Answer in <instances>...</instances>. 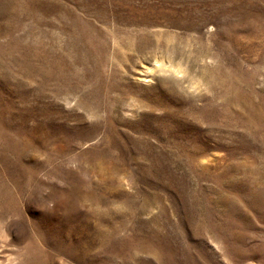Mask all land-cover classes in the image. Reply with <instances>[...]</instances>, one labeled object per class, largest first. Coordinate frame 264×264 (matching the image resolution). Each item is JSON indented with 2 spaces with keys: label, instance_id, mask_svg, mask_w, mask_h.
<instances>
[{
  "label": "rangeland",
  "instance_id": "obj_1",
  "mask_svg": "<svg viewBox=\"0 0 264 264\" xmlns=\"http://www.w3.org/2000/svg\"><path fill=\"white\" fill-rule=\"evenodd\" d=\"M0 264H264V0H0Z\"/></svg>",
  "mask_w": 264,
  "mask_h": 264
}]
</instances>
